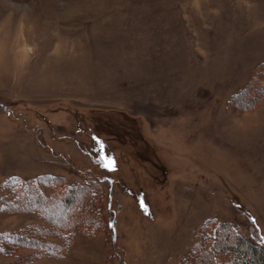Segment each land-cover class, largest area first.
Returning a JSON list of instances; mask_svg holds the SVG:
<instances>
[{"label": "rangeland", "instance_id": "rangeland-1", "mask_svg": "<svg viewBox=\"0 0 264 264\" xmlns=\"http://www.w3.org/2000/svg\"><path fill=\"white\" fill-rule=\"evenodd\" d=\"M262 62L264 0H0V264H183L220 224L264 249Z\"/></svg>", "mask_w": 264, "mask_h": 264}, {"label": "trees", "instance_id": "trees-1", "mask_svg": "<svg viewBox=\"0 0 264 264\" xmlns=\"http://www.w3.org/2000/svg\"><path fill=\"white\" fill-rule=\"evenodd\" d=\"M262 80L264 81V62L260 63L257 66V70L254 73H252L251 77L249 78V81L244 87V90H247L248 87L252 88L253 86H251V84L253 83H255V86L253 87L254 89L260 88V87L264 88L263 86L264 83L261 84ZM263 91L264 90H262V92ZM256 95L260 97V95L258 94ZM62 180L63 179L56 178V177H53L52 180L51 179L49 180V182L57 183L56 190L52 192L53 197L58 194L59 196L61 195V199L57 201V205L54 204L53 206L55 207L54 209L58 208L63 203L65 205L73 204V199L71 198L76 193L83 191L84 194L81 195V198L82 199L85 198V200H84L82 209L85 210L86 213L90 210L91 213H88L89 219L86 220L85 216H83L82 218L77 217L75 223L78 225H84V226L91 225L93 222H95L97 215H99L98 213L99 211H97V209H95L93 206L94 200L96 199L95 191L93 189L91 190V188H89L88 185H79L77 187H67L63 185ZM26 182L27 183H23L20 185L19 184L13 185L12 188H13V195H14L13 201L14 202L13 201L12 202L15 204L11 206L12 203L8 202L10 200L5 198L7 199L6 202L10 203L11 210L13 211H21V210L24 211L26 209L27 204L31 202H34L35 204H39L38 203L39 196L37 195L35 196L36 200L30 201L31 192L34 193L35 190H37L35 186H33L34 182L31 180L26 181ZM59 191H61L62 193H60ZM6 202H5L4 208H7ZM46 204L43 202L42 205H46ZM44 210H47V212L53 211L50 207L49 208L45 207ZM41 228L42 227H34L33 229L30 228V231L33 230V234L31 233L32 234L31 237L29 236L25 238L26 245L28 246L33 245L34 248L37 250L36 246L40 245L39 244L40 241H38L37 243H34L33 239L36 240L38 237H40L39 232L41 231ZM42 229L46 230V228H42ZM205 229H206L205 232L207 234L204 235V238H202V236L200 237L198 245L188 257L186 256L187 258L185 257L183 264H264V249L260 245L254 242L247 241L243 236L234 235L232 233V230L228 228L227 225L220 224L218 228L216 229L217 232L215 236L211 235L212 234V231H210L211 229L209 230L207 228ZM22 238L23 237L19 235H15L10 238L7 237L5 238V240H3V243H4L3 247L7 243H15V244L16 243L18 244V242L22 243L23 242ZM203 241H205V243H207L209 247H205L203 245ZM50 250H51V247L45 246L41 248L40 253L43 251L48 252ZM34 253H31V255L26 256L24 259L20 258L19 260H16L14 264H39V263H36L34 260H35V256L38 257L40 253L39 254H34Z\"/></svg>", "mask_w": 264, "mask_h": 264}, {"label": "snow or ice", "instance_id": "snow-or-ice-1", "mask_svg": "<svg viewBox=\"0 0 264 264\" xmlns=\"http://www.w3.org/2000/svg\"><path fill=\"white\" fill-rule=\"evenodd\" d=\"M103 147V145H101V148ZM105 159H107L108 160V162L107 163H103V167H105V168H110L111 167V158H106V157H104L103 155L101 156V161H104ZM141 207L142 208H145V210H147L146 209V205L143 203V201H141ZM253 222H255V221H253ZM110 227H111V224L109 225ZM260 243L261 244H264V237H262V238H260Z\"/></svg>", "mask_w": 264, "mask_h": 264}]
</instances>
